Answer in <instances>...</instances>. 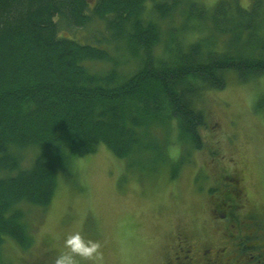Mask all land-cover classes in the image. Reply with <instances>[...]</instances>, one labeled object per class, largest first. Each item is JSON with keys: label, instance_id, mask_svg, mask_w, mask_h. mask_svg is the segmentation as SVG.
<instances>
[{"label": "trees", "instance_id": "obj_1", "mask_svg": "<svg viewBox=\"0 0 264 264\" xmlns=\"http://www.w3.org/2000/svg\"><path fill=\"white\" fill-rule=\"evenodd\" d=\"M97 1L89 13L86 0H0V250L9 237L31 246L24 205L47 206L60 169L73 159L103 142L123 158L143 154L151 145L148 128L157 123L175 126L181 151L184 144L201 149L207 120L199 94L224 87L230 70L244 81L264 74V22L255 8L237 5L242 20L232 27L227 6L236 0L213 9L192 5L197 19L229 34L226 48L217 49L212 36L186 46L172 37L168 56L158 58L151 51L158 27L139 18L144 0ZM94 17L105 19L115 39L138 56L144 50L129 77L121 79L113 64L106 73L90 71L85 61L113 62L111 51L61 35V26H86ZM28 147L38 151L24 167L20 151ZM0 264H7L1 252Z\"/></svg>", "mask_w": 264, "mask_h": 264}, {"label": "rangeland", "instance_id": "obj_2", "mask_svg": "<svg viewBox=\"0 0 264 264\" xmlns=\"http://www.w3.org/2000/svg\"><path fill=\"white\" fill-rule=\"evenodd\" d=\"M86 1L87 11L92 13L98 1ZM220 1L226 0H144L139 18L154 22L160 35L151 49L153 55L167 57L165 48L172 37L186 46L212 36L217 49L226 48L229 34L215 32L210 19L204 23L190 12L192 5L213 9ZM236 2L227 6L232 27L242 20L237 5L255 8L258 20L264 22V0ZM162 5L172 10L160 11ZM107 24L94 17L82 27L65 24L60 33L111 51L113 62L88 60L83 64L97 73L108 72L113 64L124 79L141 67L144 50L139 56L129 50L115 39ZM262 27L264 30V24ZM225 83L220 89L202 91L196 100L207 120L201 131V149L184 144L181 151L175 126L167 130L160 123L148 128L151 145L131 159L100 143L94 152L73 159L68 169H60L47 206L24 205L23 220L32 244L22 248L6 238L1 244L2 259L7 264H53L64 235L77 230L100 243L98 258L77 257L78 264H165L181 232L198 247L209 243L214 248L222 245L217 241L222 237L227 240L253 233L248 239L225 245L233 256L245 257L250 264L264 255V246L259 245L264 242V74L244 81L230 70ZM36 151L37 147L20 151L24 167L31 164ZM174 164L178 174L173 178ZM235 178L241 182L243 200H237L241 206L233 211L230 198L238 192ZM225 212L228 215L223 217ZM231 220L247 229L240 232L231 227Z\"/></svg>", "mask_w": 264, "mask_h": 264}, {"label": "flooded vegetation", "instance_id": "obj_3", "mask_svg": "<svg viewBox=\"0 0 264 264\" xmlns=\"http://www.w3.org/2000/svg\"><path fill=\"white\" fill-rule=\"evenodd\" d=\"M236 183V189L238 192L235 194L233 198H230L231 201L234 203L232 204L233 211H236V209L241 206V204L237 200H243V191L241 189V182L239 178L234 179ZM225 184L227 182H224ZM226 203L224 202V205ZM231 206V205H230ZM225 211V210H224ZM223 217H226L228 215L227 212L222 214ZM242 220V219H241ZM243 222V221H242ZM233 228H237L241 231H245L247 227L244 228L243 224L241 223L235 224L232 222V220L228 223ZM245 229V230H244ZM242 234H237L233 236L232 239H225L222 237V239H218L217 241H220L218 244L220 247L214 248V246H211V244H202L198 247V245L195 244V242H192V239L187 234L179 233L177 235V243L175 244L174 253L167 258L165 261V264H250L248 262V259L241 256H233L232 251L228 248V246L225 245V242H229L228 244L236 243L238 239L245 240L248 239L252 234H246L241 237ZM256 237L258 235L254 234ZM262 235V234H261ZM239 236V237H238ZM224 239L226 241H224ZM202 243V242H201ZM200 244V243H199ZM261 247L264 246V242L259 243ZM244 247H249L248 245H244ZM243 253V250L241 251V254ZM254 257V256H253ZM251 257V258H253ZM251 264H264V255L260 254L257 259L252 260Z\"/></svg>", "mask_w": 264, "mask_h": 264}, {"label": "clouds", "instance_id": "obj_4", "mask_svg": "<svg viewBox=\"0 0 264 264\" xmlns=\"http://www.w3.org/2000/svg\"><path fill=\"white\" fill-rule=\"evenodd\" d=\"M98 240L82 233L71 231L64 235L62 247L57 251L53 264H78L77 257L95 260L100 256Z\"/></svg>", "mask_w": 264, "mask_h": 264}]
</instances>
